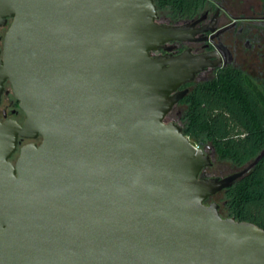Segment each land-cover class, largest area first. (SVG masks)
I'll use <instances>...</instances> for the list:
<instances>
[{
    "label": "water",
    "instance_id": "95a60500",
    "mask_svg": "<svg viewBox=\"0 0 264 264\" xmlns=\"http://www.w3.org/2000/svg\"><path fill=\"white\" fill-rule=\"evenodd\" d=\"M7 18L0 98L9 80L26 121H0V264H264V229L210 202L264 151L205 177L166 122L211 64L153 54L194 25L160 24L155 0H0Z\"/></svg>",
    "mask_w": 264,
    "mask_h": 264
},
{
    "label": "trees",
    "instance_id": "16d2710c",
    "mask_svg": "<svg viewBox=\"0 0 264 264\" xmlns=\"http://www.w3.org/2000/svg\"><path fill=\"white\" fill-rule=\"evenodd\" d=\"M206 0H155L171 10L173 20L195 16ZM182 117L186 136L210 142L218 158L245 167L264 151V95L237 69L200 83L185 97ZM229 217L264 229V158L245 177L223 191Z\"/></svg>",
    "mask_w": 264,
    "mask_h": 264
},
{
    "label": "flooded vegetation",
    "instance_id": "af4514ba",
    "mask_svg": "<svg viewBox=\"0 0 264 264\" xmlns=\"http://www.w3.org/2000/svg\"><path fill=\"white\" fill-rule=\"evenodd\" d=\"M160 11L164 10L158 9L160 24L194 25V29L199 33L194 41L172 42L167 45L172 48L170 51L160 49L153 56L175 57L190 50L195 56L207 55L211 64V67L197 75L193 82L181 86L178 90L189 89L190 93L200 83L213 81L223 71L232 68L241 71L252 87L264 95V0H206L193 18L178 21L168 17L161 19ZM168 12L172 16V11ZM3 21L0 23V62L4 61L5 42L13 19L7 18ZM1 92L0 121L15 120L23 125L26 115L20 108V102L9 80L3 83ZM184 99L176 106H185L182 104ZM174 108L166 117L167 123H174L169 119ZM182 117H179L180 122ZM32 143L40 145L42 139H20L12 162L16 163L20 150Z\"/></svg>",
    "mask_w": 264,
    "mask_h": 264
},
{
    "label": "rangeland",
    "instance_id": "374dc122",
    "mask_svg": "<svg viewBox=\"0 0 264 264\" xmlns=\"http://www.w3.org/2000/svg\"><path fill=\"white\" fill-rule=\"evenodd\" d=\"M159 14H160L161 19H165L167 17L169 19H173V17L169 15L168 10L160 11ZM185 111H186V106H180V105L176 106L172 114L170 115L169 119H172V121L175 124H178L181 127H183L182 122L179 121V117H182ZM190 139L197 147H199L200 149H203L206 152V154H208L212 158V161H213L212 167L205 169L203 172V174H205L206 177L223 178V177L230 176L234 173H237L243 169V167H238L230 161L220 160L210 142H206L204 143V145H202L196 142L194 139L192 138ZM210 202H217L220 205V211H221L222 216L224 218L229 217L228 211L225 208L226 200H225V195L223 192L213 197Z\"/></svg>",
    "mask_w": 264,
    "mask_h": 264
}]
</instances>
